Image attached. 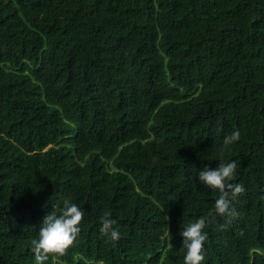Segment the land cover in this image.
<instances>
[{
  "label": "trees",
  "instance_id": "trees-1",
  "mask_svg": "<svg viewBox=\"0 0 264 264\" xmlns=\"http://www.w3.org/2000/svg\"><path fill=\"white\" fill-rule=\"evenodd\" d=\"M228 161L220 215L197 174ZM64 199L80 232L44 264H184L201 218V264H264V0H0V264H36Z\"/></svg>",
  "mask_w": 264,
  "mask_h": 264
},
{
  "label": "clouds",
  "instance_id": "clouds-1",
  "mask_svg": "<svg viewBox=\"0 0 264 264\" xmlns=\"http://www.w3.org/2000/svg\"><path fill=\"white\" fill-rule=\"evenodd\" d=\"M239 130H234L224 138V143L229 144L239 139ZM236 163L234 161L219 162L216 167L205 166L198 171L199 182L205 187L219 190L220 195L215 200L214 208L217 214L228 213L235 215L230 208L231 200L235 199L244 188L240 184H227L235 175ZM226 187L229 191H225ZM50 211L42 220L36 237L32 240V252L36 264H44L50 256H62L72 245L80 232V223L84 216L78 204L69 199L51 205ZM115 221L103 219L101 233L112 241L120 238V233L113 227ZM205 220L197 219L184 228L182 232L183 244L186 248L184 264H201L204 260L203 247L207 238L204 231Z\"/></svg>",
  "mask_w": 264,
  "mask_h": 264
}]
</instances>
